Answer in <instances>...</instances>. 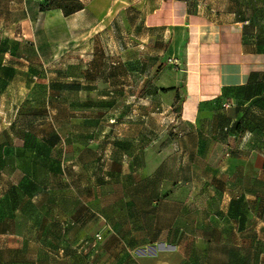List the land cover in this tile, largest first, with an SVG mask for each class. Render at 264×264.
Listing matches in <instances>:
<instances>
[{"label": "crops", "instance_id": "obj_1", "mask_svg": "<svg viewBox=\"0 0 264 264\" xmlns=\"http://www.w3.org/2000/svg\"><path fill=\"white\" fill-rule=\"evenodd\" d=\"M80 1L69 17L86 38L111 28L116 3ZM144 24L177 31L181 147L120 138L124 151L93 164L82 152L56 163L0 135V264H264V131L244 119L243 134L227 132L236 113L263 112L262 90L247 88L264 76V41H250L264 0H156Z\"/></svg>", "mask_w": 264, "mask_h": 264}, {"label": "rangeland", "instance_id": "obj_2", "mask_svg": "<svg viewBox=\"0 0 264 264\" xmlns=\"http://www.w3.org/2000/svg\"><path fill=\"white\" fill-rule=\"evenodd\" d=\"M112 1L117 14L111 28L86 38L75 17L41 12L43 0H0V135L26 138L24 146L55 162L64 153L82 152L93 164L124 151L127 144H118L120 138L134 147H141L143 138L157 150L166 146L165 137L174 136L177 150L181 147L186 132L180 129L177 75L185 67L177 31L145 27V14L156 0ZM252 40L264 41V32ZM259 90L256 103L263 112L246 109L235 121L226 118L232 122L227 132L243 134L244 119L264 131V76L247 88L250 94ZM59 179L54 175V183ZM84 179L92 182L93 176ZM69 181L77 183V176ZM97 230L103 237L106 223Z\"/></svg>", "mask_w": 264, "mask_h": 264}, {"label": "trees", "instance_id": "obj_3", "mask_svg": "<svg viewBox=\"0 0 264 264\" xmlns=\"http://www.w3.org/2000/svg\"><path fill=\"white\" fill-rule=\"evenodd\" d=\"M43 4L40 7L41 12L60 10L63 17H69L84 8L80 0H43Z\"/></svg>", "mask_w": 264, "mask_h": 264}, {"label": "built area", "instance_id": "obj_4", "mask_svg": "<svg viewBox=\"0 0 264 264\" xmlns=\"http://www.w3.org/2000/svg\"><path fill=\"white\" fill-rule=\"evenodd\" d=\"M95 238H96L97 240H101V239H102L101 233H97V234L95 235Z\"/></svg>", "mask_w": 264, "mask_h": 264}]
</instances>
